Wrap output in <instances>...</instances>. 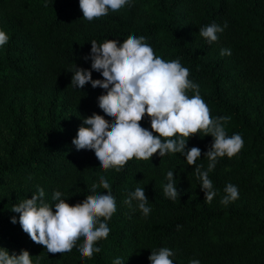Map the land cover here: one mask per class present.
Returning <instances> with one entry per match:
<instances>
[{
  "label": "trees",
  "instance_id": "16d2710c",
  "mask_svg": "<svg viewBox=\"0 0 264 264\" xmlns=\"http://www.w3.org/2000/svg\"><path fill=\"white\" fill-rule=\"evenodd\" d=\"M82 15L79 0H0V30L9 36L0 46V248L10 255L26 250L33 264H113L117 257L124 264H150L151 251L162 247L175 253L173 264H264V0H130L99 19ZM225 22L216 42L200 36V28ZM130 35L143 36L160 58L188 68L211 116L230 117L226 134L244 141L237 155L218 157L209 172L218 193L211 203L195 173L197 165L207 170L211 135L187 140L186 150L201 149L196 165L181 153L154 154L129 160L119 172L103 170L94 151L72 144L85 117L95 112L109 119L97 99L106 90L75 87V66L103 79L91 69V41L119 43ZM221 49L231 55L222 56ZM140 123L151 130L147 115ZM169 171L177 200L164 195ZM101 176L109 181L116 211L91 259L80 255L82 238L71 252L48 253L11 211L38 188L53 211L54 191L69 204L93 194V184L106 194ZM229 183L239 198L225 206L220 201ZM137 187L148 198L147 216L135 200L131 209L124 203Z\"/></svg>",
  "mask_w": 264,
  "mask_h": 264
},
{
  "label": "clouds",
  "instance_id": "9594fccd",
  "mask_svg": "<svg viewBox=\"0 0 264 264\" xmlns=\"http://www.w3.org/2000/svg\"><path fill=\"white\" fill-rule=\"evenodd\" d=\"M127 4L130 0H79L82 16L88 21L106 16L109 10L119 11ZM226 27L227 22L223 26L213 23L200 28L199 34L208 43H213L218 40L217 33L223 32ZM144 39L143 36L130 35L119 43L115 39H108L102 44L91 41V69L99 72L103 79H93L90 70L75 66L71 83L78 89L90 84L93 89L99 87L106 90L97 99L99 108L109 119L95 112L85 117L72 144L76 150L94 151L103 170L115 169L119 172L129 160H150L154 154L162 157L168 153H181L189 166L196 165L201 149L191 147L186 150V142L196 134L211 135L213 142L204 153L209 161L207 170H202V165L195 168L204 201L211 203L218 193L213 188L209 172L214 170L218 157L237 155L244 141L239 134L230 137L226 134L224 125L230 117L211 116L208 105L199 94V85L189 79V69L182 66L179 60L160 58ZM8 40L7 33L0 30V46ZM220 54L231 55V50L221 49ZM189 91L194 93L191 97ZM145 115L150 118L151 130L141 126ZM167 179L164 195L177 200L179 192L173 171L167 173ZM97 187L93 184V194L75 204L67 203L61 199L60 191H54L55 211L43 199V188H38L31 198L12 205L11 211L19 213L22 230L48 253L71 252L82 238L80 255L91 259L101 251L96 244L107 239L110 232L107 221L116 211L109 181L103 176L99 179V187L107 190L106 194L97 192ZM224 193L220 203L225 206L239 198L237 187L230 183L225 186ZM133 200L144 216L150 213L144 188L137 187L124 203L131 209ZM11 222L15 224L16 217H12ZM174 255L171 249L162 247L151 251L148 260L150 264H173L171 257ZM0 264H33V261L26 250L19 255H10L6 249L0 248ZM113 264H124V260L117 257ZM189 264L200 262L191 260Z\"/></svg>",
  "mask_w": 264,
  "mask_h": 264
}]
</instances>
